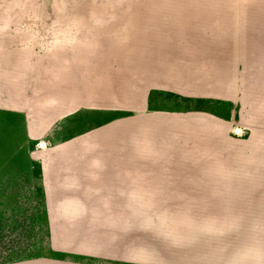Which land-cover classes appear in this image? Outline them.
Returning a JSON list of instances; mask_svg holds the SVG:
<instances>
[{
	"label": "rangeland",
	"instance_id": "obj_1",
	"mask_svg": "<svg viewBox=\"0 0 264 264\" xmlns=\"http://www.w3.org/2000/svg\"><path fill=\"white\" fill-rule=\"evenodd\" d=\"M0 23L25 111L0 113V264H264V0H0Z\"/></svg>",
	"mask_w": 264,
	"mask_h": 264
},
{
	"label": "crops",
	"instance_id": "obj_2",
	"mask_svg": "<svg viewBox=\"0 0 264 264\" xmlns=\"http://www.w3.org/2000/svg\"><path fill=\"white\" fill-rule=\"evenodd\" d=\"M5 30V26L0 23V32ZM6 58H7V54H6V39H5V34L0 33V78H4V80L6 79L7 75V71H6ZM5 91H6V84L4 82V88H3V94H0V113H6V112H10V113H22L25 114V111L23 108L16 106V105H12V104H8L7 103V95H5ZM59 119L53 121L44 131L45 134H49L51 132V134L54 132V127L59 123ZM89 130L91 129L88 128ZM88 129H86L85 131H87ZM50 137V136H49ZM70 138V137H69ZM63 138L60 139V141H62ZM6 264H12V263H6Z\"/></svg>",
	"mask_w": 264,
	"mask_h": 264
}]
</instances>
